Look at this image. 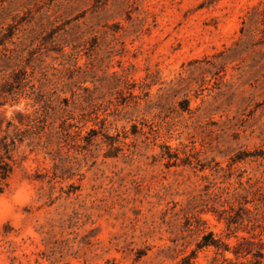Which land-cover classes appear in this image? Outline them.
Returning a JSON list of instances; mask_svg holds the SVG:
<instances>
[{
  "label": "rangeland",
  "instance_id": "374dc122",
  "mask_svg": "<svg viewBox=\"0 0 264 264\" xmlns=\"http://www.w3.org/2000/svg\"><path fill=\"white\" fill-rule=\"evenodd\" d=\"M259 1L0 0V29L53 30L63 44L41 67L65 109L49 121L67 132L54 160L13 153L0 264H176L204 231L235 242L205 203L262 170L231 162L264 153V29L242 24ZM31 105L0 107V129Z\"/></svg>",
  "mask_w": 264,
  "mask_h": 264
},
{
  "label": "trees",
  "instance_id": "16d2710c",
  "mask_svg": "<svg viewBox=\"0 0 264 264\" xmlns=\"http://www.w3.org/2000/svg\"><path fill=\"white\" fill-rule=\"evenodd\" d=\"M212 1L209 0V3ZM246 17L247 22L242 21V24L254 27L260 24L264 29V1L252 7ZM13 28L8 25L6 29H0V107L16 105L23 97L31 100V106L37 108L32 113L18 111L15 115L16 123L7 120L0 129V195L7 188V180L14 169L13 153L20 146L25 145L30 151L41 150L54 160V140L67 135L64 121L59 130L53 128L49 121L55 109L61 113L65 109L52 106L59 99L57 89L52 87L53 82L47 79L46 70L41 67L42 58L47 52L63 55V44L56 43L53 30L43 36L42 31ZM67 86L72 97L78 95L75 89H81L75 82ZM67 101L61 98L59 103L67 107ZM172 158L176 157L169 156L167 166L174 164L170 163ZM246 158L258 161V166L262 168L259 174L238 181L232 191L220 190L214 193L211 203H205L209 211L224 223L227 232L225 238L233 237L235 242L229 244L212 232L204 231L195 244V250L176 264H191L196 251L201 250L212 251L208 264H264L260 239L264 232V153L261 150L240 152L231 162L233 164ZM203 224L194 215L187 220V225L192 226L193 231H200ZM238 232L246 236H240Z\"/></svg>",
  "mask_w": 264,
  "mask_h": 264
},
{
  "label": "clouds",
  "instance_id": "9594fccd",
  "mask_svg": "<svg viewBox=\"0 0 264 264\" xmlns=\"http://www.w3.org/2000/svg\"><path fill=\"white\" fill-rule=\"evenodd\" d=\"M17 110H21V109L18 108Z\"/></svg>",
  "mask_w": 264,
  "mask_h": 264
}]
</instances>
